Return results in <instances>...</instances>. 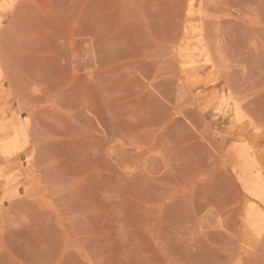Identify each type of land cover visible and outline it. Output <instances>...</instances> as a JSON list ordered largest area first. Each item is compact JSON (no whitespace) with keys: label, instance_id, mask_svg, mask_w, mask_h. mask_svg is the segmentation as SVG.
Instances as JSON below:
<instances>
[{"label":"rangeland","instance_id":"374dc122","mask_svg":"<svg viewBox=\"0 0 264 264\" xmlns=\"http://www.w3.org/2000/svg\"><path fill=\"white\" fill-rule=\"evenodd\" d=\"M0 141V264H264V0H0Z\"/></svg>","mask_w":264,"mask_h":264},{"label":"bare ground","instance_id":"6f19581e","mask_svg":"<svg viewBox=\"0 0 264 264\" xmlns=\"http://www.w3.org/2000/svg\"><path fill=\"white\" fill-rule=\"evenodd\" d=\"M203 52V51H202ZM212 61V60H211ZM205 62H207V64L210 62V57H207L206 59H205ZM198 66V61H191V62H185V63H183V68H184V71H187V70H189V69H192V68H195V67H197ZM213 68V67H212ZM215 69V68H214ZM214 72L215 71H213V74H214ZM215 75V74H214ZM218 75H216V77H217ZM184 80V79H183ZM216 80V78H214L213 77V81H215ZM183 82V81H182ZM186 82V81H185ZM184 83V82H183ZM215 84H216V82H215ZM215 91L216 90H214L213 92H211L210 94H212V95H215L216 93H215ZM218 109V108H217ZM220 110V112H225V111H227L226 109H223V108H219ZM235 113V112H234ZM233 113V114H234ZM236 113H237V116H238V111L236 110ZM237 119H238V117H237ZM234 120H235V118H234ZM238 122H239V119H238ZM15 127H14V129L12 128V130H13V139L14 140H18L19 138H21V141H23L22 139H24V138H22V137H24L23 136V134H25L24 133V129L22 128V127H20V126H22V125H20V124H16V123H14L13 124ZM11 130V131H12ZM12 137H11V139H12ZM1 142V141H0ZM22 145H24L23 143H21ZM248 143L247 142H245L243 145H241L242 146V152H241V154H243V155H240V157L241 156H243V162H244V160L246 161V163H248V166H247V164L246 163H244L245 165V168L246 167H248L249 168V170H251V175L249 176V177H251V179L253 180H255V185H257V186H255L254 184H253V186H255V187H253V189H255V190H250V189H248L247 187H248V185L247 186H245L246 187V190H247V193L253 198V200H254V202L258 205V208L260 209L259 210V212L257 211V209L253 206V208H252V212H253V214H256V215H259V216H262V218H263V223H262V230L264 229V160L262 161L261 160V157L264 155L262 152H259V151H257V148H254V149H250V151H249V149H248ZM10 147V146H9ZM250 147V146H249ZM23 148V147H22ZM19 151V150H18ZM247 168V169H248ZM241 169H242V167H241ZM244 169V168H243ZM243 169H242V171H243ZM246 169V172L247 171H249V170H247ZM245 171L243 172V173H246ZM250 172V171H249ZM240 173V172H239ZM248 174V173H247ZM243 175V174H242ZM241 175V177H242V179H243V176ZM249 175V174H248ZM241 177L239 178V179H241ZM249 177L247 176L246 177V175H245V177L244 178H248L249 179ZM252 177H254V178H252ZM247 179V180H248ZM248 180L249 182H248V184H251L253 181L252 180ZM244 180V182L245 181H247V180H245V179H243ZM240 181H242V180H240ZM250 181H252L251 183H250ZM242 183V182H241ZM252 187H250V188H252Z\"/></svg>","mask_w":264,"mask_h":264}]
</instances>
